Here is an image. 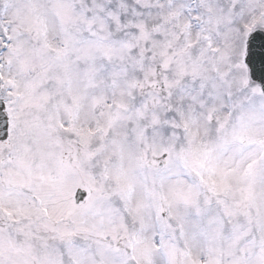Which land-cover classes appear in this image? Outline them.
<instances>
[{
    "label": "snow or ice",
    "instance_id": "6c2138e0",
    "mask_svg": "<svg viewBox=\"0 0 264 264\" xmlns=\"http://www.w3.org/2000/svg\"><path fill=\"white\" fill-rule=\"evenodd\" d=\"M0 264H264V0H0Z\"/></svg>",
    "mask_w": 264,
    "mask_h": 264
}]
</instances>
